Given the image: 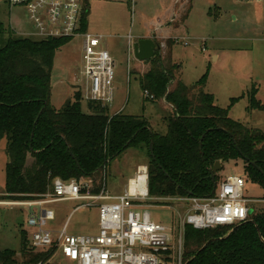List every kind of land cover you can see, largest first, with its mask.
Segmentation results:
<instances>
[{"label":"trees","instance_id":"16d2710c","mask_svg":"<svg viewBox=\"0 0 264 264\" xmlns=\"http://www.w3.org/2000/svg\"><path fill=\"white\" fill-rule=\"evenodd\" d=\"M84 1L82 30L87 31L89 0ZM71 40L17 37L0 23V144L6 142L8 158L1 199H37L51 191L55 179H103L109 162L129 149L148 155L152 198L212 196L219 179L212 174L215 164L221 162L223 169L225 163L238 160L264 188V131L230 118L229 110L239 98L231 99L227 109L218 107L206 92L207 75L191 87L183 84L178 79L181 66L173 62L172 40L167 41L166 53L156 42L159 49L151 67L140 75L146 99L164 101L170 109L166 134L154 131L144 117L110 115L109 107L100 103L88 102L84 111L80 91L63 108H55V58ZM256 95L253 87L249 111L264 108ZM100 187L92 192L99 193ZM184 243L186 264H264V210L236 227L186 226ZM53 253L36 252L23 231L21 259L17 251L0 248V264H51Z\"/></svg>","mask_w":264,"mask_h":264},{"label":"rangeland","instance_id":"374dc122","mask_svg":"<svg viewBox=\"0 0 264 264\" xmlns=\"http://www.w3.org/2000/svg\"><path fill=\"white\" fill-rule=\"evenodd\" d=\"M174 1L89 0L90 12L87 16V32L104 37L103 48L115 61V95L114 102L109 107L110 115L122 112L128 116L144 117L160 134L167 132L165 118L169 116L170 109L164 101L146 99L140 75L151 66L149 62H138L133 50L135 42L153 32L157 23L164 26L172 18ZM245 1L178 0L177 19L169 23L180 27L163 30L160 36L174 37L172 41L176 45L173 47L172 57L173 62L181 66L178 79L183 84L191 87L207 75L206 92L214 95L219 106L227 108L232 98H239L229 110L232 119L248 128L264 130V110L247 109L250 102L248 92L253 87L258 88L256 97L264 105V42L258 40L264 38V0L262 9H258L255 0ZM191 3L193 8L183 24ZM82 7H86L84 0ZM169 8L171 9L168 10ZM209 9L211 15L207 14ZM260 9L262 14H259ZM0 23L8 30L12 26L16 34H19L17 36L31 39L39 37L26 10L19 6L10 7L8 0H0ZM166 40L155 39L162 44L165 53ZM82 50V37H75L56 55L51 92V103L55 108H63L67 101L73 100L77 91H81L82 97L88 95ZM82 101L83 110L87 111L88 102L84 98ZM5 148L6 142L3 141L0 144V201L11 202L9 199H1L5 196V168L8 162ZM32 161L29 160L30 165ZM148 164L149 158L145 150L129 149L109 162L103 172V179L83 180L93 185V189L101 185L100 191L106 184L110 195L121 197L127 190L128 178L138 167H148ZM217 174V186L228 177L245 179L244 196L261 201L251 205L253 212L264 210V188L249 177L242 160L225 163ZM165 198L169 197H158L150 201L149 204L153 207H150L149 212L154 222L170 228L176 225L178 215L183 216L187 208L183 204L168 205ZM84 204L86 202L80 201L52 204L50 208L54 210L56 220L50 224V230L60 232L67 224L70 235L96 234L99 210L83 206ZM29 216L30 211L26 208L0 206V248L17 251L19 260L22 232L30 233L26 225ZM49 261L51 264H74L54 253Z\"/></svg>","mask_w":264,"mask_h":264},{"label":"built area","instance_id":"2783aa9c","mask_svg":"<svg viewBox=\"0 0 264 264\" xmlns=\"http://www.w3.org/2000/svg\"><path fill=\"white\" fill-rule=\"evenodd\" d=\"M10 7L26 10L39 38L83 39L84 73L88 81L87 102L110 107L114 102L115 61L103 48L104 37L82 30V0H8ZM148 95V94H147ZM144 179V180H141ZM246 180L228 177L216 185L212 196L169 197L166 203L185 205L187 212L168 228L152 220L149 212L148 167L138 169L130 179L124 196L110 195L106 184L99 193L87 180L55 179L52 189L37 199L0 201V206H19L30 211L26 225L30 246L36 251L53 250L74 264H185L186 226L196 230L236 227L248 222L251 205L244 196ZM86 202L83 206L99 210L98 232L70 235L67 224L60 232L50 230L56 220L52 204ZM155 207V206H154Z\"/></svg>","mask_w":264,"mask_h":264},{"label":"crops","instance_id":"0c3cea01","mask_svg":"<svg viewBox=\"0 0 264 264\" xmlns=\"http://www.w3.org/2000/svg\"><path fill=\"white\" fill-rule=\"evenodd\" d=\"M177 1L178 0H175L174 1V11L172 12V18L171 19H169L167 22H166V24L164 25V26H162L160 23H157V26H156V28H155V30L153 31V32H150V33H147L146 35H144V36H142V37H140L137 41H139V40H141V39H167L166 41H168V40H173L172 38H174V37H161L160 36V33L161 32H163V30H171V29H175V28H178V27H180V25L179 26H177V25H175V24H173L172 22L171 23H169L171 20L172 21H175L177 18H176V14L178 13V4H177ZM256 1V4L258 5V9L261 7V9H262V1L263 0H255ZM246 3L247 2H251L250 0H246L245 1ZM261 5V6H260ZM172 7H173V5H172ZM190 7L191 8H193V6H192V3H191V5H190ZM264 8V7H263ZM171 8H169L168 10H170ZM261 9L259 10V14H262V12H261ZM167 10V11H168ZM210 12H211V9H209V12L207 13V14H210ZM190 15V14H189ZM211 15V14H210ZM189 18V17H188ZM3 24V23H2ZM183 24H184V22H183ZM4 25V24H3ZM10 25H11V22H10ZM8 30V29H7ZM9 30H11V32H13L14 33V35L15 36H17V35H19L18 33L16 34V32H15V29L12 27V26H10V28H9ZM17 37H20V36H17ZM38 37V36H37ZM39 38V37H38ZM178 39V38H177ZM258 40H260V42H264V38H260V39H258ZM136 41V42H137ZM132 42V41H131ZM135 42V43H136ZM156 42V41H155ZM162 45V44H161ZM162 48H163V46H162ZM214 59L216 60L217 59V56H215L214 57ZM139 62V61H138ZM142 63V62H141ZM144 68L146 69V67H145V65H144ZM146 71L144 70L143 72H141L142 73V75L145 73ZM178 76H179V74H178ZM256 88V87H255ZM77 90H79V89H76V91ZM75 91V92H76ZM81 92V91H80ZM250 92V91H249ZM248 92V93H249ZM257 93H258V88H257ZM213 95V94H212ZM214 96V95H213ZM257 96V95H256ZM215 98V97H214ZM257 98V97H256ZM233 99V98H232ZM258 101H260L261 102V104L263 105V103H262V101L261 100H259V99H257ZM215 102H216V105L218 106V107H220V108H223V107H221V106H219L218 105V102H217V100L215 99ZM230 104H231V102H230ZM165 105L166 106H168L166 103H165ZM264 106V105H263ZM55 107V106H54ZM230 107V105H228V107L227 108H229ZM227 108H223V109H227ZM249 108V107H248ZM247 108V109H248ZM58 109V108H57ZM263 110H264V108H263ZM115 114H118V113H115ZM114 114V115H115ZM230 116V115H229ZM231 118V117H230ZM232 119V118H231ZM234 120V119H233ZM240 122V121H239ZM151 124V123H150ZM153 128V127H152ZM154 129V128H153ZM257 130V129H256ZM155 131V130H154ZM264 131V130H263ZM224 166V165H223ZM142 167V166H141ZM140 167H138L137 168V170L136 171H134L133 172V174L131 175V177H129L128 178V181L130 180V179H132L133 177H135V175L137 174V172H138V169H139ZM127 184H128V182H127Z\"/></svg>","mask_w":264,"mask_h":264},{"label":"water","instance_id":"95a60500","mask_svg":"<svg viewBox=\"0 0 264 264\" xmlns=\"http://www.w3.org/2000/svg\"><path fill=\"white\" fill-rule=\"evenodd\" d=\"M85 12L83 13V15ZM159 47L157 46L154 39H141L134 44V57L137 61L145 63L150 62L155 58L157 50ZM254 165V164H253ZM222 170L221 162H217L213 168L212 174L218 173ZM212 180L215 182V177L212 175ZM216 188V185H215ZM253 213V210L250 211V214Z\"/></svg>","mask_w":264,"mask_h":264},{"label":"bare ground","instance_id":"6f19581e","mask_svg":"<svg viewBox=\"0 0 264 264\" xmlns=\"http://www.w3.org/2000/svg\"><path fill=\"white\" fill-rule=\"evenodd\" d=\"M141 180H144V179H141Z\"/></svg>","mask_w":264,"mask_h":264}]
</instances>
